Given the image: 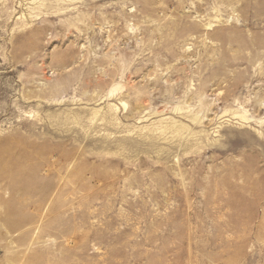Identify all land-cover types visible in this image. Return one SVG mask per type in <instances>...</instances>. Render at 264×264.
I'll list each match as a JSON object with an SVG mask.
<instances>
[{"label": "rangeland", "instance_id": "obj_1", "mask_svg": "<svg viewBox=\"0 0 264 264\" xmlns=\"http://www.w3.org/2000/svg\"><path fill=\"white\" fill-rule=\"evenodd\" d=\"M0 264H264V0H0Z\"/></svg>", "mask_w": 264, "mask_h": 264}, {"label": "bare ground", "instance_id": "obj_2", "mask_svg": "<svg viewBox=\"0 0 264 264\" xmlns=\"http://www.w3.org/2000/svg\"><path fill=\"white\" fill-rule=\"evenodd\" d=\"M41 3H42V2H41ZM41 3H40V4H41ZM38 6H41V5H38ZM44 28H45V27H44ZM183 128H184V127H183ZM183 128H182V129H183Z\"/></svg>", "mask_w": 264, "mask_h": 264}]
</instances>
